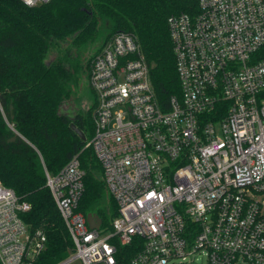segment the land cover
<instances>
[{
    "label": "built area",
    "instance_id": "obj_1",
    "mask_svg": "<svg viewBox=\"0 0 264 264\" xmlns=\"http://www.w3.org/2000/svg\"><path fill=\"white\" fill-rule=\"evenodd\" d=\"M38 7L53 0H21ZM168 20L181 96L164 109L138 40L118 32L92 56L87 143L118 208L108 230L80 210L78 156L47 184L74 244L58 264H264V0H198ZM31 206L0 184V264H36Z\"/></svg>",
    "mask_w": 264,
    "mask_h": 264
},
{
    "label": "trees",
    "instance_id": "obj_2",
    "mask_svg": "<svg viewBox=\"0 0 264 264\" xmlns=\"http://www.w3.org/2000/svg\"><path fill=\"white\" fill-rule=\"evenodd\" d=\"M198 13V0H53L38 7L0 0V184L31 206L23 215L29 232L46 236L36 264H58L74 254L46 171L56 176L78 156L85 171L79 210L101 219L104 230L118 217L101 165L86 148L94 135L92 108L79 110L75 120L59 112L90 71L92 57L82 64L72 48L93 45L104 26L110 29L104 41L118 32L134 36L150 67L156 97L167 110L171 99L181 96L168 20ZM73 123L85 142L72 130ZM105 198L112 204L109 212L102 208ZM121 250L124 264H130L137 250Z\"/></svg>",
    "mask_w": 264,
    "mask_h": 264
},
{
    "label": "rangeland",
    "instance_id": "obj_3",
    "mask_svg": "<svg viewBox=\"0 0 264 264\" xmlns=\"http://www.w3.org/2000/svg\"><path fill=\"white\" fill-rule=\"evenodd\" d=\"M110 29L106 26H104L99 34L98 39L96 42L87 47L80 48L79 50L76 48H72V52L75 55L77 52L79 56V60L82 64H86L89 61V58L92 57L99 49L100 45L104 42L106 37L109 35ZM66 47V44L64 45ZM57 55V50H54L52 52V57ZM71 99H75L77 102V106L80 110V112H87L89 109L92 108L93 104L95 103V95L93 94L90 85L88 83V80H85L82 85H78V87L74 90L73 94L71 95L70 99L66 102V104L71 101ZM110 207H112L111 202L107 201V198L104 199L102 203V208L109 212ZM199 264V262H197ZM70 264H81L80 261L74 260ZM176 264H181L180 262H177ZM202 264H207L205 260H203Z\"/></svg>",
    "mask_w": 264,
    "mask_h": 264
},
{
    "label": "water",
    "instance_id": "obj_4",
    "mask_svg": "<svg viewBox=\"0 0 264 264\" xmlns=\"http://www.w3.org/2000/svg\"><path fill=\"white\" fill-rule=\"evenodd\" d=\"M82 87H83V83H82ZM79 111V108L77 106V102L75 101V99H71V101H69L68 104H64L59 112L60 114H64L66 116H68L71 120H75V117L77 115ZM71 128L72 130H74L76 132V134L85 142L86 141V137L85 134L75 126V124H71ZM87 222L88 225L91 229H95V230H99L102 226V220L99 219L98 217L94 216V215H89L87 217Z\"/></svg>",
    "mask_w": 264,
    "mask_h": 264
},
{
    "label": "flooded vegetation",
    "instance_id": "obj_5",
    "mask_svg": "<svg viewBox=\"0 0 264 264\" xmlns=\"http://www.w3.org/2000/svg\"><path fill=\"white\" fill-rule=\"evenodd\" d=\"M84 83V82H83Z\"/></svg>",
    "mask_w": 264,
    "mask_h": 264
}]
</instances>
